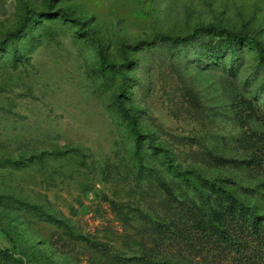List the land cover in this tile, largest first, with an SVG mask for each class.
<instances>
[{
	"label": "rangeland",
	"instance_id": "374dc122",
	"mask_svg": "<svg viewBox=\"0 0 264 264\" xmlns=\"http://www.w3.org/2000/svg\"><path fill=\"white\" fill-rule=\"evenodd\" d=\"M208 25L264 45V0H0L1 249L26 264H216L155 230L182 236L203 180L264 216L257 53L242 46L232 71L157 39Z\"/></svg>",
	"mask_w": 264,
	"mask_h": 264
},
{
	"label": "trees",
	"instance_id": "16d2710c",
	"mask_svg": "<svg viewBox=\"0 0 264 264\" xmlns=\"http://www.w3.org/2000/svg\"><path fill=\"white\" fill-rule=\"evenodd\" d=\"M30 21L34 22L32 19ZM157 39L164 44L186 47L189 51L198 52L206 58L209 65L224 66L227 63L226 59H229L231 62L230 70L232 71L241 47L247 45L257 53L258 65L264 68V45L261 42L244 33L230 32L220 26H204L185 37L160 35ZM218 61H220L219 64H217ZM108 67L117 68L113 65L104 67L103 75H106ZM121 111L123 117L128 121V129L136 147L139 148L140 135L135 121L127 110L121 107ZM210 158L217 165L227 163L226 160L212 154ZM181 181L188 180L181 178ZM160 185L166 187V184L161 181ZM200 185L210 191V196L203 195L201 191L197 192L199 207L188 212L190 225L187 226V230L184 233L178 230L182 236L178 235V238L174 239L170 235L172 232L168 231V227L157 225L155 230L159 240L162 243L170 241V243L179 244L189 252L198 249L213 250L217 253V257H220V261L216 264H261L264 261V216L259 215L254 208L246 206L233 194L217 185L204 180L201 181ZM185 186H192V183H185ZM21 206L40 216H46L38 206L27 203H22ZM47 221L66 228L62 221L53 216H47ZM79 239L88 242L83 238ZM94 247L101 251H107V247L102 244H94ZM119 259L116 258V261L120 262L119 264H170L168 262H152L144 256L129 260ZM0 264L26 263L9 250L0 248Z\"/></svg>",
	"mask_w": 264,
	"mask_h": 264
}]
</instances>
